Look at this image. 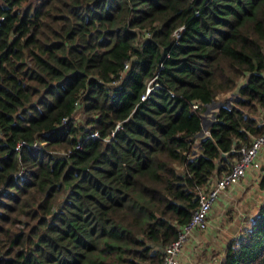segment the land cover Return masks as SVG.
Instances as JSON below:
<instances>
[{"label": "trees", "instance_id": "trees-1", "mask_svg": "<svg viewBox=\"0 0 264 264\" xmlns=\"http://www.w3.org/2000/svg\"><path fill=\"white\" fill-rule=\"evenodd\" d=\"M0 17V264H160L196 186L264 131V0H0ZM220 264H264V201Z\"/></svg>", "mask_w": 264, "mask_h": 264}, {"label": "built area", "instance_id": "built-area-1", "mask_svg": "<svg viewBox=\"0 0 264 264\" xmlns=\"http://www.w3.org/2000/svg\"><path fill=\"white\" fill-rule=\"evenodd\" d=\"M198 13V12H197ZM3 18V17H0ZM184 30V25L180 26L175 32V43H179V39ZM150 32L146 31L145 36H149ZM130 67V62L127 61L124 66L123 73ZM163 67V64L160 65ZM123 73L120 75V79L123 77ZM157 74L147 82L146 90L141 96L144 100L150 97L152 91L155 88L153 81L156 79ZM118 79L113 83H119ZM171 94L174 96L175 92L170 90ZM79 106V102H76ZM194 109L200 107V103L195 101L192 103ZM203 113L204 119L208 118L207 110ZM67 119V118H66ZM212 120V119H211ZM121 127V124H117L116 129L112 131V135L115 134L116 130ZM206 129H203V132ZM88 136L99 137L97 131L90 133ZM26 144L25 141H20L17 148H21L22 145ZM34 146H37L35 143ZM78 147H80L78 145ZM264 150V131L255 137H253L251 143L243 150L240 157L234 162L231 168L225 172L219 179L213 180L208 185H197L196 192L198 194V205L191 215V218L184 224L180 226L178 236L168 243L164 248L163 258L160 264H180V255L183 252L186 245L189 243L193 235L197 232H205L209 229L211 219L210 213L212 211L214 203L217 201L219 196L225 192L230 187H233L240 183L248 174L250 170H259L262 166L259 155ZM25 168L22 167L18 174H24Z\"/></svg>", "mask_w": 264, "mask_h": 264}, {"label": "crops", "instance_id": "crops-1", "mask_svg": "<svg viewBox=\"0 0 264 264\" xmlns=\"http://www.w3.org/2000/svg\"><path fill=\"white\" fill-rule=\"evenodd\" d=\"M259 158L262 164L259 170H250L240 183L230 187L219 196L210 213L211 223L209 229L193 235L180 255V264H209L210 261L208 259L215 251V247L217 249L219 248L220 252L218 256H211L214 258V263L213 261L212 263L220 264L224 257L227 242L239 236L243 229L251 225L252 219L257 214L260 204L264 201V189L259 184L260 178L264 174V150L260 153ZM251 180H254V186L250 185ZM247 187L249 189L243 195L248 202V205H246V217L240 218V221L235 220L233 225L230 221L227 224L229 216L227 210L231 205V203H228L229 199L232 198V195H241L243 192H240V190L244 191ZM221 224H223V227ZM212 237H214L215 242H209L212 240Z\"/></svg>", "mask_w": 264, "mask_h": 264}, {"label": "rangeland", "instance_id": "rangeland-1", "mask_svg": "<svg viewBox=\"0 0 264 264\" xmlns=\"http://www.w3.org/2000/svg\"><path fill=\"white\" fill-rule=\"evenodd\" d=\"M228 97H229L228 94L227 95H221L217 100H215L214 102L209 104V107H208V110H207L208 118L206 119V124H208L209 121L215 117V113H216V111L219 108V103L222 102V101H225ZM76 116H77L78 119H82L84 121V119L86 118L87 115L84 112L80 111V112L77 113ZM251 181L252 182L250 183V185L254 186V183H253L254 180H251ZM248 186H249V184H248ZM248 189H249V187H247L244 191L240 190V192H243V193H241V195H236V196L232 195V198L229 199L228 203H231V205H230V208H228V210H227V213L229 214L227 224L232 222V225H233L235 220H239L240 221V218H243L245 216V214H246V205H248V202H247V200H245V197H243V195L248 191ZM221 226L223 227V224H221ZM209 242H215L214 237H212V240L209 241ZM199 252L201 253V251H199ZM219 252H220V249L219 248L217 249L215 247V251L211 254V256H218ZM211 256L208 259L210 261L209 264H213L214 263V261H213L214 258H212ZM198 258H200V257H198ZM215 260H216V258H215ZM217 260H218V258H217ZM212 261H213V263H212Z\"/></svg>", "mask_w": 264, "mask_h": 264}, {"label": "water", "instance_id": "water-1", "mask_svg": "<svg viewBox=\"0 0 264 264\" xmlns=\"http://www.w3.org/2000/svg\"><path fill=\"white\" fill-rule=\"evenodd\" d=\"M223 102V101H222ZM222 102H221V104H222ZM204 116H205V114H204ZM262 121V120H261ZM207 127H208V124H206V122H204V124H203V129H207Z\"/></svg>", "mask_w": 264, "mask_h": 264}]
</instances>
